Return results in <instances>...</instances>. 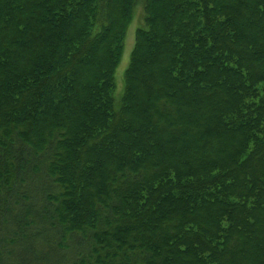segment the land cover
I'll use <instances>...</instances> for the list:
<instances>
[{
    "label": "trees",
    "instance_id": "16d2710c",
    "mask_svg": "<svg viewBox=\"0 0 264 264\" xmlns=\"http://www.w3.org/2000/svg\"><path fill=\"white\" fill-rule=\"evenodd\" d=\"M0 264H264V0H0Z\"/></svg>",
    "mask_w": 264,
    "mask_h": 264
},
{
    "label": "rangeland",
    "instance_id": "374dc122",
    "mask_svg": "<svg viewBox=\"0 0 264 264\" xmlns=\"http://www.w3.org/2000/svg\"><path fill=\"white\" fill-rule=\"evenodd\" d=\"M142 11L143 8L140 3L134 6V18L131 24L128 26L125 34L123 51L121 54L120 61L115 70V83H116L115 101L116 102L119 101V97L123 91V73L128 65L130 52L134 45L135 30L140 24L141 25L143 24Z\"/></svg>",
    "mask_w": 264,
    "mask_h": 264
}]
</instances>
